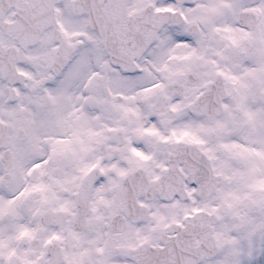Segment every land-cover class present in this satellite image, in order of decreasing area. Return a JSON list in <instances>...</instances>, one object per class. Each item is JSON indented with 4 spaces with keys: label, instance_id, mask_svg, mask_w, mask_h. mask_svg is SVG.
Masks as SVG:
<instances>
[{
    "label": "snow or ice",
    "instance_id": "obj_1",
    "mask_svg": "<svg viewBox=\"0 0 264 264\" xmlns=\"http://www.w3.org/2000/svg\"><path fill=\"white\" fill-rule=\"evenodd\" d=\"M0 264H264V0H0Z\"/></svg>",
    "mask_w": 264,
    "mask_h": 264
}]
</instances>
